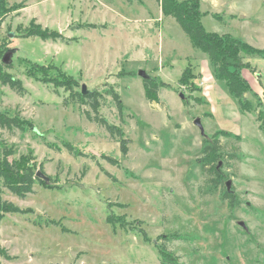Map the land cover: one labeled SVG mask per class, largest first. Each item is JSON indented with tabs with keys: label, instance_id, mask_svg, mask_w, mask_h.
I'll return each mask as SVG.
<instances>
[{
	"label": "rangeland",
	"instance_id": "374dc122",
	"mask_svg": "<svg viewBox=\"0 0 264 264\" xmlns=\"http://www.w3.org/2000/svg\"><path fill=\"white\" fill-rule=\"evenodd\" d=\"M4 1L10 9L0 12V52L14 51L10 67L0 59V71L25 91L0 81V111L24 120L22 129L0 128V145L12 151L10 160L51 180L35 181L24 197L2 188L19 211L0 219L8 255L0 264H160V245L182 264H264V127L257 118L264 57L243 54L251 107L240 108L157 0ZM198 2L206 31L264 48V0ZM31 23L59 37L24 36ZM23 59L54 64L77 81L76 91L83 84L97 90L98 114L121 129L127 152L119 136L87 118L85 111L94 117L88 103L70 102L65 88L27 76ZM140 69L155 82L157 101L145 97ZM185 70L192 78L182 84ZM205 140L218 141L216 187L212 164L199 161ZM228 179L233 206L224 199Z\"/></svg>",
	"mask_w": 264,
	"mask_h": 264
},
{
	"label": "trees",
	"instance_id": "16d2710c",
	"mask_svg": "<svg viewBox=\"0 0 264 264\" xmlns=\"http://www.w3.org/2000/svg\"><path fill=\"white\" fill-rule=\"evenodd\" d=\"M161 7L162 13L165 16H172L177 24L181 27L183 32L189 38L193 47L201 50L207 55V58L213 65V70L217 79L223 80L227 86L229 93L236 98L240 108L249 109L251 106L245 99V93L250 90L245 78L241 75V70L250 66L243 59V54L264 57V48H255L252 45L230 35V34H218L215 32H208L204 29L200 22V11L198 0H157ZM21 5H17L15 9L20 8ZM6 8L5 1L0 0V12L9 10ZM24 36H38L41 39H53L59 37V35L53 31H49L43 28L40 24H32L27 28ZM2 57V51L0 52V59ZM26 61V75L33 77L37 80L44 82H52L55 86H60L65 88L69 92V97H71L70 102L78 103H88L91 110L94 113V117H91L88 111H85L86 116L89 120H93L103 126L111 136H119L120 151L125 154L127 152L126 139L123 138V133L121 129L113 124L108 123L102 116L98 113L100 93L97 90L87 91L82 93L81 90H74V86H78L77 81H75L72 75L61 71L54 64L51 66H46L45 64L36 63L29 59H23ZM3 64V63H1ZM5 67H10L11 64H3ZM46 69L57 70L51 77L48 76L50 71ZM42 73H39V72ZM192 78L190 70L184 71L180 77V83H187V80ZM0 81L3 85H8L12 90L17 93L23 94L25 91L22 81L20 79L14 78L12 75L0 71ZM156 84L152 79H144L143 88L144 95L150 101H157L156 95ZM116 102L118 109H122V103L120 101L119 94L113 89L108 91ZM66 101V100H65ZM258 120L261 121L264 127V110L259 111L257 114ZM27 122V121H26ZM24 126V120L17 116H9L4 112L0 111V128H11L17 127L22 129ZM205 145L203 146L201 152L202 157L200 162L202 168H204V162L212 164L210 167V172L215 175L211 179L214 187L222 183V176L218 169V163L216 160L219 158L218 153L219 146L218 141H207L205 140ZM64 147H66L70 152L78 153L75 147L64 142ZM12 151L6 148V146L0 145V219L3 213L7 212H18L19 208L14 206L12 203L5 201L2 198V188H6L10 192L16 194L19 197H24L27 193L32 191V186L35 181L41 182L46 185L43 179L36 175V171L33 165L25 164L21 161L15 159H9L12 155ZM110 164H117V160L103 156ZM50 178V177H49ZM219 179V180H218ZM51 180V178H50ZM229 199V206H233L232 194L225 192L224 199ZM120 220V223H125L122 219L107 217V221L114 223L113 221ZM145 238V237H144ZM158 247V246H157ZM158 254L160 258V264H182L179 262L177 256L172 252L162 247L158 248ZM0 256L7 257L5 249L0 245Z\"/></svg>",
	"mask_w": 264,
	"mask_h": 264
},
{
	"label": "water",
	"instance_id": "95a60500",
	"mask_svg": "<svg viewBox=\"0 0 264 264\" xmlns=\"http://www.w3.org/2000/svg\"><path fill=\"white\" fill-rule=\"evenodd\" d=\"M13 51H14L13 49H7L5 51V53L3 54L2 58H1V61H2L3 64H9L12 61L11 58H12ZM138 75L141 76L143 79H150V77L142 69H140L138 71ZM87 91L88 90L86 89V85L83 84L81 86V92L82 93H85ZM195 124L199 127L201 133L203 134L204 132H203L202 126H201L198 118L195 119ZM36 175L39 178L43 179L45 181V183H48L49 182V177L47 175H45L44 173H42L41 171H37L36 172ZM230 184H231V180L230 179H228V180L225 181V186H226L227 192H230L231 191L230 190ZM237 224L240 225L245 231H247V226L244 223V221L239 220V221H237Z\"/></svg>",
	"mask_w": 264,
	"mask_h": 264
}]
</instances>
